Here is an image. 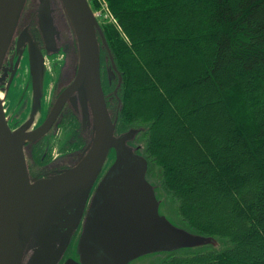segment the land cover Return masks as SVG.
<instances>
[{
  "label": "trees",
  "instance_id": "1",
  "mask_svg": "<svg viewBox=\"0 0 264 264\" xmlns=\"http://www.w3.org/2000/svg\"><path fill=\"white\" fill-rule=\"evenodd\" d=\"M105 1L115 131L142 128L160 210L218 242L161 264H264V0Z\"/></svg>",
  "mask_w": 264,
  "mask_h": 264
},
{
  "label": "water",
  "instance_id": "2",
  "mask_svg": "<svg viewBox=\"0 0 264 264\" xmlns=\"http://www.w3.org/2000/svg\"><path fill=\"white\" fill-rule=\"evenodd\" d=\"M25 2L0 0V71ZM57 7L65 14L76 44L74 79L44 124L30 129L41 106L45 65L40 48L28 43L33 100L29 117L16 129L8 126L0 98V264H58L101 172L77 242L79 260L67 259L63 264H129L152 253L217 247L216 239L174 224L160 210L155 186L146 178L148 162L138 152L140 147L130 144L142 128L115 133L121 75L88 0H38L39 26L46 44L56 32L52 12ZM102 48L110 56V74L118 76L113 118L101 84ZM66 101L80 115L82 127L90 131L85 152L61 173L31 181L23 145L46 132Z\"/></svg>",
  "mask_w": 264,
  "mask_h": 264
},
{
  "label": "flooded vegetation",
  "instance_id": "3",
  "mask_svg": "<svg viewBox=\"0 0 264 264\" xmlns=\"http://www.w3.org/2000/svg\"><path fill=\"white\" fill-rule=\"evenodd\" d=\"M37 8L38 0H26L0 71V98L7 124L12 130L26 121L31 113L33 98L28 83V43H34L40 48L45 65L41 106L39 112L34 114L30 129L40 128L44 124L59 95L74 79L77 69L76 44L66 16L58 7L52 12L53 26L56 32L52 34L49 43L46 44L39 26ZM108 57H110L109 54L105 56L106 61ZM109 68H112L111 60L110 64L106 62L104 68L107 72V81L111 84L115 81L117 74L114 77L110 74ZM16 79L22 81L25 79V86H28L17 98L15 105L11 107L7 93L13 81L17 82ZM105 99L113 103L112 96L107 95ZM109 111L112 113L111 109ZM23 114H25L24 118H22ZM61 132L63 135L56 138ZM89 138L90 131L82 127L80 115L74 111L68 101L64 102L46 132L36 140L27 141L23 145L30 180L48 178L74 166L82 158ZM102 174V172L99 174L91 189L80 221L72 232L70 241L58 264H63L67 259L79 260L76 251L77 242L87 215L91 195Z\"/></svg>",
  "mask_w": 264,
  "mask_h": 264
},
{
  "label": "rangeland",
  "instance_id": "4",
  "mask_svg": "<svg viewBox=\"0 0 264 264\" xmlns=\"http://www.w3.org/2000/svg\"><path fill=\"white\" fill-rule=\"evenodd\" d=\"M107 10H109L107 3L105 0H103ZM94 5V4H93ZM93 9L96 12L100 11V6H98L96 3L93 6ZM65 15V14H64ZM101 21L103 23L106 22V19L101 18ZM17 82L11 84L8 93H7V99L9 100L11 107H13L16 103L17 98L23 94L25 91V79L22 81L21 79H16ZM25 117V114L22 115V118ZM124 129L120 130V132H123ZM63 135V132L58 133L56 138H59ZM131 145H136V140L134 139L131 143ZM107 163H110V160L108 159ZM184 250L178 249L172 252H158V253H152V254H147L141 257H138L137 259L131 261L129 264H161L162 261L166 260L167 258L174 256L175 254H178L179 252H183Z\"/></svg>",
  "mask_w": 264,
  "mask_h": 264
},
{
  "label": "built area",
  "instance_id": "5",
  "mask_svg": "<svg viewBox=\"0 0 264 264\" xmlns=\"http://www.w3.org/2000/svg\"><path fill=\"white\" fill-rule=\"evenodd\" d=\"M89 1H95L97 3L98 6H100V11L96 12L94 11V14L97 18L101 19H106V21H114V18L112 17L111 13L109 10H107V7L104 3L103 0H89Z\"/></svg>",
  "mask_w": 264,
  "mask_h": 264
}]
</instances>
